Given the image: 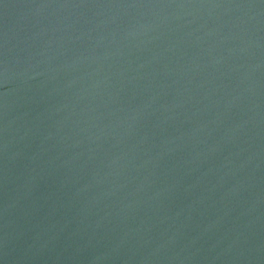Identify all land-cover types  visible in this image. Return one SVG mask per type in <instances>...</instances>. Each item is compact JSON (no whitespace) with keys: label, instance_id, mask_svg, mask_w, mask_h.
Returning a JSON list of instances; mask_svg holds the SVG:
<instances>
[{"label":"water","instance_id":"water-1","mask_svg":"<svg viewBox=\"0 0 264 264\" xmlns=\"http://www.w3.org/2000/svg\"><path fill=\"white\" fill-rule=\"evenodd\" d=\"M0 264H264V0H0Z\"/></svg>","mask_w":264,"mask_h":264}]
</instances>
